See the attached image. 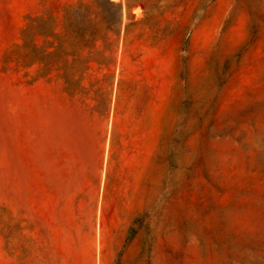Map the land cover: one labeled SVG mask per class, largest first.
I'll list each match as a JSON object with an SVG mask.
<instances>
[{"label":"rangeland","instance_id":"1","mask_svg":"<svg viewBox=\"0 0 264 264\" xmlns=\"http://www.w3.org/2000/svg\"><path fill=\"white\" fill-rule=\"evenodd\" d=\"M114 1L0 0V264H264V0Z\"/></svg>","mask_w":264,"mask_h":264},{"label":"trees","instance_id":"2","mask_svg":"<svg viewBox=\"0 0 264 264\" xmlns=\"http://www.w3.org/2000/svg\"><path fill=\"white\" fill-rule=\"evenodd\" d=\"M103 2L107 6H103ZM97 13L102 20V27L110 30L114 24H120L122 8L120 3L114 0H94ZM88 8L84 3H78L74 6H70L65 11V35L59 41L57 46H53V42H49V47L46 49L38 46L35 41L36 37L40 36L45 39L55 36L53 27L50 26V19H39L37 26H30L22 32V45L21 48L24 51V59H28L32 64L41 63L46 68L50 69V58L57 54L62 53L64 50H70L71 55L81 52L87 43L90 41L85 39V33L88 31L91 36V42H96V36L99 33V28L95 25L87 15ZM110 15V18L108 16ZM36 22V21H35ZM43 26L45 28H43ZM90 28L89 30H87ZM48 41V40H47ZM52 49V51H50ZM73 63L64 71L70 72L73 70ZM64 79L67 77L64 76ZM67 83V81H66Z\"/></svg>","mask_w":264,"mask_h":264}]
</instances>
